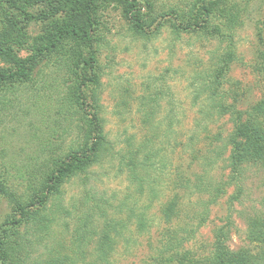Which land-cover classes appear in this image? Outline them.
Wrapping results in <instances>:
<instances>
[{"label": "trees", "instance_id": "trees-1", "mask_svg": "<svg viewBox=\"0 0 264 264\" xmlns=\"http://www.w3.org/2000/svg\"><path fill=\"white\" fill-rule=\"evenodd\" d=\"M242 1L245 4H239L240 0H186L163 12L160 0H0V39L4 40L0 45V61L5 64L0 68V107L7 103L5 94L33 84L37 74L53 73L62 76L63 85L59 87L65 90L64 97L55 100L54 110L71 131L76 129L78 133L62 154L50 147L33 166L32 163L8 166L16 168L15 177L0 167V264H84L88 259L87 264H110L119 243L131 244L132 231L149 232L154 222L149 212L161 195L168 160L164 150L151 147V141L136 144L132 139L125 149L117 151L104 133L100 57L102 49L108 46L103 15L113 5L121 9L123 19L136 36L155 37L169 28L176 40L183 34H194L208 42L226 45L221 55L211 58V68L206 73L192 78V86L196 87L193 96L199 100L205 94V105L198 113L185 149L188 155L199 156L203 136L210 134L211 126L218 120L229 118L231 134L225 139L219 136V145L211 147L210 153L203 157L205 172L190 191L197 195L198 205L203 208L193 216L199 220L197 228L208 221L210 207L234 187L235 193L229 199V212L233 210L242 197L246 173L264 168V97L252 108L240 110L228 102L231 94L225 90V79L237 61L235 32L244 25L245 11L240 8L251 0ZM42 5L48 6V12L36 16L29 12ZM17 11L27 22L63 17L42 38L33 54L25 58L9 46L11 37L19 39L11 17ZM146 101L142 98L137 112L156 135L163 126L157 122L161 104L157 98H150V106ZM114 160L119 164V172L129 174L131 192L122 199L118 196L109 199L98 198L92 189L84 190L86 200H79L72 208L74 213L80 211V215L75 213L76 218H72L73 213L65 209V185L84 176L85 187L95 165L112 164ZM214 171H225L228 175L219 180L212 174ZM184 189L189 191L190 186ZM51 202L52 213L47 214ZM2 203L7 204V215L1 214ZM176 207L175 200L163 206L166 222L177 216ZM64 213L73 226L66 219L60 224ZM57 224L65 233L71 230L70 241L52 240L57 237ZM230 227L217 230L212 255L203 264H264V250L256 257L228 248ZM195 230L186 226L184 238L172 242L168 250L179 249L193 237ZM248 236L252 242H264V220L260 216L251 223ZM40 247H44L43 251Z\"/></svg>", "mask_w": 264, "mask_h": 264}, {"label": "rangeland", "instance_id": "rangeland-1", "mask_svg": "<svg viewBox=\"0 0 264 264\" xmlns=\"http://www.w3.org/2000/svg\"><path fill=\"white\" fill-rule=\"evenodd\" d=\"M185 1L160 0L159 6L163 12H169L171 7ZM245 2L240 0L239 4ZM243 4L240 9L245 11L244 25L238 28L234 37L237 61L225 79V90L232 97L228 102L240 110L252 108L264 97V0H251L247 6ZM143 11L147 12L146 9ZM29 12L36 16L48 12V6H37ZM11 17L19 39L11 37L9 46L24 58L33 54L42 38L63 18L27 22L20 11ZM103 21L108 42L100 57L104 133L117 151L125 149L129 140L133 139L136 144L146 140L151 141L154 149L164 150L163 155L168 159L160 199L152 204L149 212L154 221L149 232L139 234L132 231V243H119L110 264H203L212 255L217 230L227 225H231L227 246L232 252L259 256L264 250V242H252L248 231L257 216L264 220V168L250 169L246 173L242 197L231 212L229 199L235 193L234 187L210 207L205 224L197 228L199 220L193 219L203 210L198 205L197 195L190 191L196 179L205 172L203 157L210 153L211 147L217 146L219 136L225 139L233 128L228 117L218 120L211 126L210 134L203 136L198 147L199 156L188 155L185 149L188 138L201 107L205 105V94L199 100L193 96L196 87L192 86V78L206 73L211 68V58L221 55L226 45L208 42L194 34H183L180 40H176L169 28L155 37L136 36L123 19L121 9L115 5L104 13ZM3 42L0 39V45ZM2 67L5 64L0 61ZM61 78L53 73L37 74L33 84L16 87L3 96L7 100L6 105L0 107V167L3 172L8 171L15 177L16 168L8 167L11 164L32 163L33 166L48 148L62 154L77 138V130L71 131L68 123L54 110L57 108L55 100L64 97L65 90L59 87L63 85ZM142 98L149 106L150 98H157L161 104L157 122H162L163 126L156 135L146 127L137 112ZM118 166L117 160L112 164L103 162L90 170L85 187L82 184L84 176L65 185V209L73 213L72 218H76L75 213L80 215V211L74 213L72 208L79 200H86V190L92 189L98 198L109 199L113 196L122 199L131 192L129 174L119 172ZM212 174L219 180L228 175L225 171ZM184 186H190L189 191ZM172 200L177 204V216L166 222L162 209ZM6 205L3 204L2 215L9 213ZM52 208L51 202L46 213L51 214ZM65 219L73 226L67 213L61 216L60 224ZM189 225L196 229L193 237L179 249L168 250L172 242L184 238L183 230ZM55 226L58 228L57 237L52 240H71V230L65 233L58 224Z\"/></svg>", "mask_w": 264, "mask_h": 264}]
</instances>
